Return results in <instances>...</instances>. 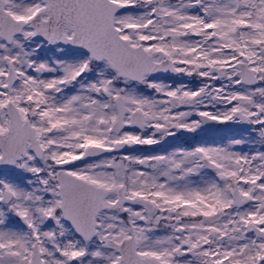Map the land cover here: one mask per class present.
Listing matches in <instances>:
<instances>
[{"label": "snow or ice", "instance_id": "obj_1", "mask_svg": "<svg viewBox=\"0 0 264 264\" xmlns=\"http://www.w3.org/2000/svg\"><path fill=\"white\" fill-rule=\"evenodd\" d=\"M0 264H264V0H0Z\"/></svg>", "mask_w": 264, "mask_h": 264}]
</instances>
